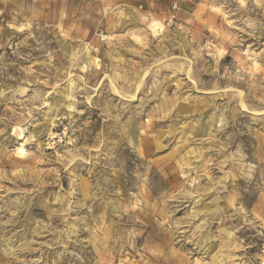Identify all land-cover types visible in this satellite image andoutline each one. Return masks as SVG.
I'll list each match as a JSON object with an SVG mask.
<instances>
[{
  "label": "clouds",
  "instance_id": "obj_1",
  "mask_svg": "<svg viewBox=\"0 0 264 264\" xmlns=\"http://www.w3.org/2000/svg\"><path fill=\"white\" fill-rule=\"evenodd\" d=\"M146 2L151 4V0ZM170 2L179 14L182 0ZM214 3L218 5L214 11L222 17L219 23L211 17L200 26L193 17L190 27L166 30L162 38L169 50H165L152 38L147 24L138 23L141 13L129 0H80L78 7L72 6L73 0H31L21 10L28 13L24 26L30 29L35 47L44 50L45 63L35 74L27 70L25 75L26 70L0 55V79L19 81L7 90L0 88V123L5 125L0 128V186L11 181L29 198H47L46 209L52 210L56 193L45 197L43 186H59L63 176L70 181V189L61 190L56 207L71 203L73 211L89 209V202L103 201L107 194L119 197L122 190L120 198L128 199L129 208L132 203L138 207L130 217V227L108 234L103 223L94 228L87 223L98 220L91 212L82 220L93 232L91 242L105 255L107 264H112L111 252L124 264L122 257L129 251L140 253L135 264H256L244 254L237 257L236 249L241 247L240 234L249 230L264 240V133L258 131L264 128V68L258 78H246L251 67L248 60L264 64V51L244 53L238 46L246 44L248 37H257L253 44L264 47L259 40L264 35V0ZM159 19L171 23V16ZM106 20L110 22L104 30L110 35L117 28L126 35L103 38L101 28ZM209 26L212 34L206 35L204 28ZM85 28L92 33L88 44L83 39ZM177 34L182 35V44L176 41ZM134 36L140 39L133 42ZM253 44H247L248 49ZM24 46L32 48L27 39ZM172 47L182 53L188 50L192 60L183 57L185 66L176 71L185 72L187 80L169 97L165 93L169 84L160 73L168 61L179 63L171 56ZM221 49L225 50L223 59ZM97 50L102 60L99 71L90 54ZM12 55L21 56L19 46ZM30 56L29 52L23 58ZM10 66L20 75L9 74ZM29 81L34 86L31 89ZM200 92L208 95L200 96ZM205 108L210 111L205 113ZM249 113L255 115L243 122L237 119ZM146 116L152 125L145 124ZM189 131H199L207 139L196 140ZM245 131L247 138L236 139ZM85 140L95 145V155L83 146ZM165 148L167 155L157 156ZM21 150L22 160L17 159ZM151 156L157 159L150 161ZM160 168L167 171H157ZM82 175L92 181L87 199L77 197L74 186ZM241 179L243 185L237 183ZM185 204L197 210L183 219L174 218L173 210ZM20 210L0 221V255L6 258L0 264H26L20 257L39 235L51 232L61 242V229L52 226V215H46V227L32 231L35 213L26 212L28 228L21 224L11 231L8 225H14ZM124 211L121 207V214ZM152 217H158L155 224ZM28 232L32 239L27 238Z\"/></svg>",
  "mask_w": 264,
  "mask_h": 264
},
{
  "label": "rangeland",
  "instance_id": "obj_2",
  "mask_svg": "<svg viewBox=\"0 0 264 264\" xmlns=\"http://www.w3.org/2000/svg\"><path fill=\"white\" fill-rule=\"evenodd\" d=\"M129 3L132 8H136L141 13V19L138 23H140L141 26L147 24L149 31L153 34L152 38L156 41L157 45H162L165 50H169L168 43L162 38L166 30L175 29L179 32V29H183L193 17L197 18L195 23L200 26L208 23L211 17H215L217 23H219L222 19L219 13L214 11V8L218 7V5L214 3V0H182V2L178 5V8L180 9L179 14H177L176 10L172 8L170 0H153V3L151 4L146 2V0H129ZM30 4L31 0H0V44L5 45V47L0 48V55L4 56L5 62L14 61L20 69L26 70L24 73L25 75L28 74L27 70H31V73L35 74L40 65L45 63L44 50L35 47V43L29 38L30 29L24 26V17L28 15V13L27 11L22 12L21 10H26ZM79 5L80 0H73V7H78ZM149 12H151V16L148 15ZM161 16H171V23H169L167 19L163 21L159 19ZM229 19L232 18L229 17ZM109 22L110 21L106 20L105 24L101 28L103 38L111 40L114 37L126 35V33L121 32L119 28L115 29L110 35L108 31L104 30L107 28ZM188 26L190 27L191 24H188ZM212 31L213 28L211 26L204 28L206 35H211ZM233 31L235 32L236 29ZM91 34L92 33L89 29H84L83 39L85 44L90 43L89 36ZM26 39L28 43L32 45L31 49L24 46V41ZM139 39V37H132L133 42ZM256 40L257 37H248L246 44L238 46V50L244 53H248L249 51L259 53L264 51V47H257L253 44V41ZM259 40L264 42V35H261ZM176 41L181 44L183 43L181 34H177ZM247 44H253V47L248 49ZM18 46L21 52L20 57L12 55L13 50ZM105 47H107V45ZM201 47H203V45H201ZM29 52L31 53V56L28 60H25L23 56ZM170 53L173 60L179 61V63L168 61L167 63L169 66L162 68L160 73L161 77L165 78L166 83L169 84V86L165 88V93L169 97L172 96L173 92L180 87L183 80H187V74L185 72L176 71V69L183 68L185 66L183 57L186 56L188 61L192 60V56L189 54L188 50H185L182 53L179 47H172L170 49ZM90 54L93 55L97 64V71H99L102 66L99 50ZM219 54L223 59L225 50H219ZM131 55L132 54L129 53V56ZM228 59L233 58L229 56ZM244 59H248L247 55ZM138 60L139 58L137 57V62ZM248 64L251 65V67L246 73V78L248 76L253 77V79L258 78L262 74L261 69L264 68V64H261L259 60L253 63L250 59L248 60ZM0 67H2V65H0ZM7 71L9 74L20 75L15 67L10 66ZM40 79L43 80V77H40ZM17 83H19V81L0 79V88L7 90L9 86H15ZM188 83H191V80H188ZM27 87L29 89L34 87L31 81L28 82ZM239 91L241 94H244L243 88L239 89ZM29 94H31V92ZM192 95H197V93L193 92ZM199 95L205 96L208 95V93L200 92ZM164 98L165 96L162 95L161 99ZM133 102L135 103L136 101ZM203 105L204 102L201 101L199 107L203 108ZM2 110L3 109L0 108V111ZM204 111L207 113L210 110L205 108ZM185 115H187V113ZM252 115L255 114L249 113L248 117L240 116L237 119L243 122ZM144 122L148 125L153 124L151 118L147 116L145 117ZM4 126L5 125L3 123H0V128H3ZM38 127V125H33V128ZM241 128H243V124H241ZM12 130V127H8V133H11ZM54 130L58 131V129ZM29 131H32V128H30ZM258 131L264 133V128H259ZM8 133H5V135ZM189 135L193 136L196 140L207 139L206 135L200 136L199 131H189ZM244 138H247L246 131L243 136L238 135L236 137L238 140ZM4 143L7 144L8 141H5ZM81 143L89 152L95 155L96 147L92 142L85 140ZM165 143H167V141H165ZM49 151H51V147L49 148ZM167 152L168 149L165 148L160 153H157V156H166ZM145 156L146 153L142 147L141 158H144ZM60 158L61 154L57 153V159L59 160ZM17 159H24L22 150L20 151V155L17 156ZM148 159L150 161H155L157 157L151 156L148 157ZM86 163L88 162L86 161ZM40 167L42 172L43 162H41ZM153 168H156L155 163L153 164ZM157 171L166 172L167 169L160 168L157 169ZM184 178L185 177L183 176L180 177L182 180ZM237 183L243 185L244 181L241 179L238 180ZM91 185L92 181H90L89 175H82L76 179L74 186L78 189L77 197L87 199L90 194ZM43 187L45 197L52 195L53 192L56 193V195L52 196L51 199V204L53 205L52 210L46 209V205L49 203L47 198L43 201L40 200L39 196L29 198L25 196L22 191H18L13 186L11 181H4L2 186H0V221L9 219L13 211L21 209L18 212L17 217L14 218L16 221L14 225H8V228L11 229V231H16L17 228L21 227V224H24L25 229L28 228V225L24 223L27 219L25 216L26 212L30 216L35 213L34 219L31 221L32 231H39L40 228L47 226L48 221L45 218L46 215L54 216L52 226L61 229V242H56L55 237L51 232L39 235L35 238L32 247L27 248L25 252L22 253L20 257L21 261L26 262V264H107L105 255L103 253H99L94 243L91 242L95 240V236L89 227L83 225V216L85 213L91 212L93 216L98 217V220L95 223L91 220L87 221V223L92 225L93 228L97 227L100 223H103L106 226L108 234L120 233L125 227H130V217L138 211L137 204L132 203L129 208L128 199L120 198L124 195L121 190L119 197L109 198L110 194H107L103 201L98 200L95 204L89 202V209L73 211L71 203L67 204L65 208L56 207V202L60 198L61 190L70 189V181L67 178L62 176L61 184L59 186L45 183ZM5 188L8 189L6 194L4 192ZM28 190L31 191V186H29ZM97 194L99 195V193ZM77 197H73L72 200L74 202H78ZM17 199L21 200L22 203H15ZM150 203L154 204L152 201H150ZM121 207L125 210L123 214H121ZM196 210L197 209H192L190 205L185 204L180 207L179 210H173L174 218L183 219L187 213ZM77 216H80L81 220H77ZM61 219L63 222H61ZM157 219L158 217H152L151 222L155 224ZM42 220L43 223H41ZM136 222H140V217H136ZM147 223L148 220H145V224ZM27 238L32 239L31 232H28ZM240 239L242 243L241 247L236 249L237 257L244 254L246 260L256 261V264H259L260 260H264V240L260 239L254 229L240 234ZM136 242L139 243L140 247L144 246L143 243L139 241V238L136 239ZM109 247H111V241H109ZM189 247L191 246L189 245ZM109 255L112 257V264H120V259L117 257L115 252H111ZM140 258V253L137 252L133 255L130 251L122 257L124 264H129V262H131V264H135V261ZM193 259L199 260V257L194 255ZM0 260H6V258L0 255Z\"/></svg>",
  "mask_w": 264,
  "mask_h": 264
},
{
  "label": "crops",
  "instance_id": "obj_3",
  "mask_svg": "<svg viewBox=\"0 0 264 264\" xmlns=\"http://www.w3.org/2000/svg\"><path fill=\"white\" fill-rule=\"evenodd\" d=\"M155 1H158V0H155ZM151 3H153V0H151Z\"/></svg>",
  "mask_w": 264,
  "mask_h": 264
},
{
  "label": "bare ground",
  "instance_id": "obj_4",
  "mask_svg": "<svg viewBox=\"0 0 264 264\" xmlns=\"http://www.w3.org/2000/svg\"><path fill=\"white\" fill-rule=\"evenodd\" d=\"M196 134H197V133H196ZM199 135L202 136V135L200 134V132H199Z\"/></svg>",
  "mask_w": 264,
  "mask_h": 264
}]
</instances>
